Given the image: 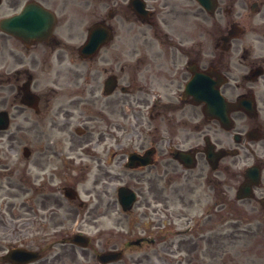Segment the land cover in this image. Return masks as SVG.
<instances>
[{
    "label": "flooded vegetation",
    "instance_id": "flooded-vegetation-1",
    "mask_svg": "<svg viewBox=\"0 0 264 264\" xmlns=\"http://www.w3.org/2000/svg\"><path fill=\"white\" fill-rule=\"evenodd\" d=\"M1 1L50 12L0 29V264H231L215 173L264 223V0Z\"/></svg>",
    "mask_w": 264,
    "mask_h": 264
},
{
    "label": "rangeland",
    "instance_id": "rangeland-1",
    "mask_svg": "<svg viewBox=\"0 0 264 264\" xmlns=\"http://www.w3.org/2000/svg\"><path fill=\"white\" fill-rule=\"evenodd\" d=\"M96 2L94 0H90L89 5H88V10L87 12H93L95 11V5ZM13 10H9L8 9V5L6 3V1H2V4L0 6V17L3 15V12H12ZM96 12V11H95ZM8 152V151H6ZM11 153V156L13 159H15L17 157V154L19 153V149L18 147L15 145L13 147L12 150L9 151ZM9 153V154H10ZM215 174H220L222 175L221 178H225L226 176L223 175L224 174V170L221 168L219 170V173H215ZM221 184L216 185V197L215 200L216 202H220L223 203L227 200L226 195L223 194L224 190H225V180H221ZM14 211H16V209H13ZM232 210L234 211L232 216V218H240V207H239V202L236 203ZM4 214V216H7V214H5V209H0V214ZM224 214V209H222V211L220 212V216H223ZM218 215V214H216ZM219 216V215H218ZM233 226L234 224H238L239 221L238 220H232ZM241 224L238 225V228L240 227ZM253 227H256V225H253ZM236 231V230H235ZM235 231L233 230V234H236ZM260 236H256L255 239L253 240L252 244L249 246H241V245H237V246H233L232 248V255L231 257L233 258L231 261V264H260L261 260H264V225L261 226L259 232ZM232 234V237H234ZM262 235V237H261ZM2 241V240H0ZM2 244V242H0ZM253 249V251L250 252L251 255H247L245 254V252L243 250L245 249ZM249 260L254 261V263H250Z\"/></svg>",
    "mask_w": 264,
    "mask_h": 264
},
{
    "label": "water",
    "instance_id": "water-1",
    "mask_svg": "<svg viewBox=\"0 0 264 264\" xmlns=\"http://www.w3.org/2000/svg\"><path fill=\"white\" fill-rule=\"evenodd\" d=\"M23 12H48V11H46L45 9H43L42 7L38 6L35 3H29V4H27L24 7ZM12 21H14V19H12ZM8 23L10 25L11 24V21L8 22ZM16 24H17V22L13 23L12 25H16ZM0 25H1V22H0Z\"/></svg>",
    "mask_w": 264,
    "mask_h": 264
}]
</instances>
